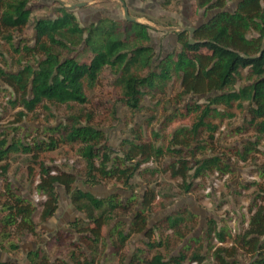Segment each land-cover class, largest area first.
Listing matches in <instances>:
<instances>
[{"label":"trees","instance_id":"1","mask_svg":"<svg viewBox=\"0 0 264 264\" xmlns=\"http://www.w3.org/2000/svg\"><path fill=\"white\" fill-rule=\"evenodd\" d=\"M36 1L0 0V39L21 59L16 72L0 70V81L14 94L12 106L21 109L17 123L45 104L86 105L89 102L86 91L96 87L105 69L116 76L113 87L117 100L131 114L136 115L143 109L147 97L157 101L168 97L176 77L180 91L175 99L182 109L166 116V123L194 116L191 126H180L172 132L166 147L156 146L144 138L141 129H135L133 137L124 141L120 153L113 152L106 133L94 126L93 114L83 112L68 116L57 126L43 127L39 133L44 138L28 145L21 139L10 142L8 137L0 138V164L7 162L11 153L30 155L34 163L28 174L33 183L38 181L36 190L44 196L40 222L50 219L58 209L57 185L65 189L72 204L86 219L85 223H73L70 231H58L55 236L57 246L69 245L72 251L68 256L51 261L43 248H38L27 253L28 264H99L102 230L117 213L134 216L130 226L118 222L110 233L112 255L117 258V264H181L182 261L205 264L208 258L212 264H264V183H253L257 193L248 206L250 219L243 233L232 237L226 228H219L216 220L211 219L203 237L187 240L184 230L189 228L188 223L194 221L195 215L183 209L160 223L185 243L177 256L166 260L159 253L152 254L156 248L163 247L154 233L155 227L150 230L152 237L147 239L145 247L137 248L127 263L124 250L130 235L146 231L149 215L157 210L154 191L146 190L140 201L134 194L126 201L117 194L99 199L92 193L74 189L77 180L74 173L46 163L47 154L62 146L76 148L78 145L81 146L79 155L86 163L85 182L89 186L114 180L133 189L131 182L138 174L154 173L142 167L155 162L171 179L181 181L179 188L183 192L190 193L196 188L197 180L215 173L221 177L231 173V157L246 162L257 152L260 140H264V0H239L236 11L217 12L210 21L195 29L191 36L196 41L194 45L189 44L188 32L177 33L178 50L157 61L149 45L148 25L104 19L82 26L74 11L57 1L55 17L36 19L32 40L23 39L17 45L14 40L17 35L23 36L29 27L33 14L30 5ZM225 3L221 0L217 5L223 9ZM249 21L261 24L259 36L252 40L246 36ZM243 70H247V84L237 87ZM196 97L204 98L205 102H198ZM245 104L249 114L246 128L257 135L256 141H244L242 149L232 146L217 152L214 144L218 127L210 120L224 113L232 118L234 114L230 111L241 109ZM115 113L112 111L113 116ZM154 136L156 141L160 140L159 133L154 132ZM209 152L212 154L208 155ZM7 171L8 166L4 165L3 174ZM4 190L5 199L0 200L4 213L0 246L14 234L36 237V207L20 197L12 184L7 183ZM165 207L162 204L159 209ZM127 226L128 232L121 229ZM229 237L232 242L225 245ZM215 240L219 245L213 243ZM10 248L18 250V245ZM205 250L209 255L203 254ZM0 264L20 263L0 260Z\"/></svg>","mask_w":264,"mask_h":264},{"label":"rangeland","instance_id":"2","mask_svg":"<svg viewBox=\"0 0 264 264\" xmlns=\"http://www.w3.org/2000/svg\"><path fill=\"white\" fill-rule=\"evenodd\" d=\"M61 1L67 6L85 4L84 7L74 10L82 26L97 24L104 19L124 23L126 21L125 6L131 18L150 27L151 40L149 45L154 49L155 61H157L166 58L173 52L175 53L178 50L176 34L185 28H196L197 25L201 24L200 22L206 21L209 16L216 12V9H220L217 3L221 0H210V3H204L203 0ZM55 2V0H37L30 5L33 9L31 23L24 31L23 36H16L15 44H20L23 39L32 40L33 24L36 19H53L55 17ZM225 2L223 9L225 8L229 12H234L239 4V0H225ZM248 27L246 36L249 40L259 36L261 28L259 22L249 21ZM20 62L21 59L12 52L9 44L0 39V70L16 72ZM246 77L247 70H243L237 87L247 84ZM115 79L116 76L109 69H105L96 87L86 91L89 99L86 105L45 104V107H40L35 114H29L20 123H17V119L21 109L12 106V101L15 99L14 94L10 88L0 81V138L8 137L10 142L13 140L18 142L21 139L24 144L28 145L33 140L44 138L39 133L43 127L57 126L59 123H63L68 116L83 112L93 114L94 126L106 133L113 152L120 153L124 141L133 137L132 132L135 129H141L144 138L153 141L156 146L166 147L172 132L176 128L191 126L193 114L185 119L175 118L168 123L165 120L166 116H172L178 109H182L180 107L181 103L178 104L175 99L180 85L176 77L175 83L169 87L168 97L158 101L147 97L143 102V109L136 115L131 114L129 109L118 102L117 91L113 87ZM195 99L200 103L205 102L204 98L196 97ZM220 109L222 110V108ZM112 111L116 112L114 116ZM230 112L234 114L232 118L226 117L227 113H224L210 120L213 125L218 127L214 144L217 152H224V149L232 146L242 149L244 141L251 140L254 142L257 138V135L251 129L246 128V119L249 116L248 104H245L241 109L235 108ZM241 129H243L241 133L237 132ZM154 132L159 133L160 140H155ZM80 147L78 145H76V148L62 146L47 154L48 158L46 160L47 165L59 167L76 175L77 180L74 189L92 193L99 199H108L117 194L123 201L130 198L132 194L135 195V199L140 201L148 189L153 190L156 194L157 210L149 215L146 231L139 234L132 233L126 244L124 252L127 255V263L137 248L145 247L147 239L152 237L149 232L155 227L157 229H154V233L162 241L163 247L156 248L152 251V254L159 253L166 260L177 256L185 243L181 242L172 230L167 229L165 225L160 223L167 216H176L183 209L195 215L194 221L188 223L189 228L184 230V233L188 235L187 240L203 237L211 219L216 220L219 228H226L232 237L243 233L250 219L248 206L257 193V188L253 186V183H264V140H260L259 145L256 147L257 152H254L246 162L231 157V173L224 177L215 173L202 180H197L195 181L196 188L190 193L183 192L179 188L181 181L171 179L169 174L162 172L161 166L155 162H149L142 167L148 169V171L152 170L154 173L138 174L131 182L133 189L122 186L114 180L89 186L85 182L86 163L78 152ZM209 154L212 153L209 152ZM4 165L8 166L6 174L2 172ZM29 167L34 168L35 166L30 155L25 153H11L7 162L0 164V200L4 201L5 199V185L7 183L12 184L17 189L20 197L27 199L36 207L34 221L38 224L36 237L26 234H14L9 240L3 241L0 246V260L3 261L6 258L4 259L2 252L9 253L14 258H18L19 261L25 262L23 254L38 248H43L51 261H54L56 257H66L72 250L68 244L62 247L55 244L57 232H68L71 230L73 223L86 222L85 215L72 204L70 195L60 185L56 186L59 197L56 213L47 221L40 222L39 215L44 196L36 190L38 181L33 183L29 179ZM248 185L250 188H247ZM162 204L166 205L164 210L159 209ZM1 209L0 205V227L4 215ZM184 215L186 214L184 213ZM133 218V214L121 215V213H117L114 214L112 221L103 228L102 246L97 257L99 264L118 263L117 258L112 255L111 240L113 239H111L110 233L116 223L126 222L130 226ZM128 226L127 229L126 227L121 229L128 232L130 229ZM72 232L74 233V231ZM74 235L77 241L78 237L75 233ZM232 237L227 239L225 245H230ZM213 243L219 245L217 240ZM11 245H18V250H11ZM203 254L209 255V252L205 250ZM212 263L211 258H208L205 262V264ZM181 264L188 263L182 261Z\"/></svg>","mask_w":264,"mask_h":264},{"label":"water","instance_id":"3","mask_svg":"<svg viewBox=\"0 0 264 264\" xmlns=\"http://www.w3.org/2000/svg\"><path fill=\"white\" fill-rule=\"evenodd\" d=\"M55 1L59 2V3L62 4L64 7H66V8L69 9V10H72V11H74L76 8H80V7H84V6H85V4H77V5L67 6V5H65V3H64L63 1H61V0H55ZM123 5H124V4H123ZM124 10H125V19H126V21L138 22L137 20H135V19H133V18H131V17L129 16L128 11H127V8H126L125 6H124ZM195 29H196V28H185V29H183V31H187V32H189V34H190V39H189V44H190V45H194V44H196V41L193 40V38L191 37V36L193 35V33L195 32ZM263 45H264V44H263ZM263 50H264V48H263Z\"/></svg>","mask_w":264,"mask_h":264},{"label":"crops","instance_id":"4","mask_svg":"<svg viewBox=\"0 0 264 264\" xmlns=\"http://www.w3.org/2000/svg\"><path fill=\"white\" fill-rule=\"evenodd\" d=\"M180 91V90H179ZM31 244V243H30ZM33 250H36V249H32V250H29V251H33ZM29 251H27L26 253H24L23 255H24V258H25V262H26V255H27V253L29 252ZM2 254L4 255L3 257H4V259L6 260V261H8V260H10V261H12V262H15V263H20V264H27V262L25 263V262H22V261H19V259L18 258H14L11 254H7V253H4V252H2ZM4 260V261H5ZM1 261H3V260H1Z\"/></svg>","mask_w":264,"mask_h":264},{"label":"flooded vegetation","instance_id":"5","mask_svg":"<svg viewBox=\"0 0 264 264\" xmlns=\"http://www.w3.org/2000/svg\"><path fill=\"white\" fill-rule=\"evenodd\" d=\"M239 5V4H238ZM82 8V7H81ZM222 10H225V11H228L227 9H216V12L214 13V14H216L217 12H220V11H222ZM236 10H237V8H236ZM235 10V11H236ZM85 11H87V10H85ZM87 15H88V12L86 13ZM214 14H212L211 16H209L208 18H207V20L206 21H203V22H200L201 24L200 25H197V27L196 28H198V27H200V26H202L203 24H205V23H207L208 21H210L211 19H212V17L214 16ZM87 17H89V16H87ZM180 32H183V29L182 30H180ZM187 32V31H186ZM179 33V32H178ZM177 43H178V41H177Z\"/></svg>","mask_w":264,"mask_h":264}]
</instances>
